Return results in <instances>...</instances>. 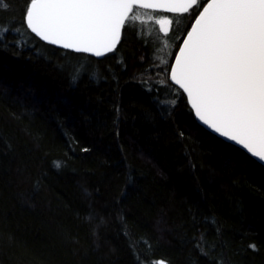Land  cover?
<instances>
[{
  "label": "trees",
  "instance_id": "obj_1",
  "mask_svg": "<svg viewBox=\"0 0 264 264\" xmlns=\"http://www.w3.org/2000/svg\"><path fill=\"white\" fill-rule=\"evenodd\" d=\"M26 6L0 0V264H264V166L169 81L196 7L136 9L175 38L130 21L97 59L38 39Z\"/></svg>",
  "mask_w": 264,
  "mask_h": 264
},
{
  "label": "snow or ice",
  "instance_id": "obj_2",
  "mask_svg": "<svg viewBox=\"0 0 264 264\" xmlns=\"http://www.w3.org/2000/svg\"><path fill=\"white\" fill-rule=\"evenodd\" d=\"M193 7L198 14L169 80L204 125L264 163V0H27L24 26L49 44L100 57L117 50L126 24L144 23L136 9L184 14ZM148 19L165 36L173 32L172 18ZM8 31L0 25V34Z\"/></svg>",
  "mask_w": 264,
  "mask_h": 264
},
{
  "label": "water",
  "instance_id": "obj_3",
  "mask_svg": "<svg viewBox=\"0 0 264 264\" xmlns=\"http://www.w3.org/2000/svg\"><path fill=\"white\" fill-rule=\"evenodd\" d=\"M149 10H151V9H149ZM159 12H163V11H159ZM165 13H167V12H165ZM170 14H176V13H170ZM30 30V29H29ZM31 32V31H30ZM32 34H34V33H32ZM122 34H123V30H122ZM122 34H121V39H122ZM35 35V34H34ZM36 36V35H35ZM37 37V36H36ZM38 39H40L39 37H37ZM41 41H43L44 43H47V44H49L47 41H44V40H42V39H40ZM50 45H52V44H50ZM119 45V44H118ZM117 45V46H118ZM53 46H55V47H57V48H61V49H65V48H63L62 46H60V45H53ZM182 45H180V47H181ZM65 50H70V51H73L72 49H65ZM75 52V51H74ZM111 52H109V53H106V55H108V54H110ZM85 54H88V55H91V56H93V57H95V58H97V59H103L106 55H104V56H100V57H97V56H95V55H93V54H91V53H85ZM177 54H178V52H177ZM176 54V55H177ZM174 66V61H173V64H172V67ZM170 81V80H169ZM170 83L171 84H173L174 86H176L177 88H179V86L178 85H175L174 84V82H172V81H170ZM180 89V88H179ZM181 91H182V93L184 94V96L186 97V100H187V102H188V105H189V107H190V109H191V111L193 112V116H194V118H195V120H196V122L198 123V125L199 126H201L204 130H206L207 132H209V133H211L212 135H214V136H216L217 138H219V139H221V140H223L224 142H226V143H228V144H231V145H233V146H235V147H237V148H239L240 150H242L243 152H245L248 156H250L251 158H253L242 146H239V145H237L235 142H232V141H229L227 138H225V137H222L221 135H219L218 133H216V132H214L213 130H210L206 125H204L203 124V122L202 121H200L199 120V118L198 117H196L195 116V114H194V109H192L191 108V102H190V100H189V98L187 97V94L186 93H184V91H183V89H180ZM254 160H256L259 164H261L262 166H264V163H261L258 159H256V158H253Z\"/></svg>",
  "mask_w": 264,
  "mask_h": 264
},
{
  "label": "rangeland",
  "instance_id": "obj_4",
  "mask_svg": "<svg viewBox=\"0 0 264 264\" xmlns=\"http://www.w3.org/2000/svg\"><path fill=\"white\" fill-rule=\"evenodd\" d=\"M198 1H200V0H198ZM151 17H153L152 15H150ZM148 17H149V15H147V16H141V20H145V21H150L149 19H148ZM144 21V22H145ZM144 24V23H143ZM158 28H159V26H158ZM162 33V32H161ZM163 34V33H162ZM164 35V34H163ZM163 264V263H162Z\"/></svg>",
  "mask_w": 264,
  "mask_h": 264
}]
</instances>
